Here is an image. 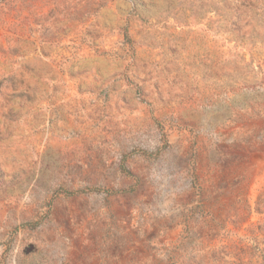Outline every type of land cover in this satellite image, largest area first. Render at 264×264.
<instances>
[{"label":"rangeland","instance_id":"1","mask_svg":"<svg viewBox=\"0 0 264 264\" xmlns=\"http://www.w3.org/2000/svg\"><path fill=\"white\" fill-rule=\"evenodd\" d=\"M0 264H264V0H0Z\"/></svg>","mask_w":264,"mask_h":264}]
</instances>
